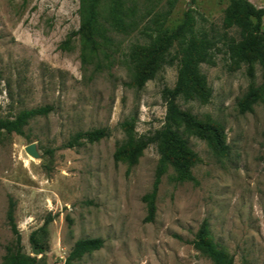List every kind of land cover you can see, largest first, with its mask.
I'll return each instance as SVG.
<instances>
[{"label":"rangeland","instance_id":"obj_1","mask_svg":"<svg viewBox=\"0 0 264 264\" xmlns=\"http://www.w3.org/2000/svg\"><path fill=\"white\" fill-rule=\"evenodd\" d=\"M249 1L264 7V0ZM228 4L125 0L136 26L110 31L112 44L92 51L78 34L80 0H0V119L52 107L29 119L21 134L0 132V264L16 246L7 218L11 203L23 253L34 264H212L194 245L204 221L233 264H264V102L246 112L239 107L247 92L263 84L260 66L251 78L223 44L209 52L200 67L206 97L177 103L201 123L221 126L227 155L183 129L195 154V182H179L169 165L151 221L144 197L156 180L157 145L150 143L134 165L114 160L126 140L125 122L137 138H152L163 127L164 91L177 78V65H166L137 88L133 50L158 31L174 32L189 9L198 28L221 30ZM100 128L108 137L66 147L76 133ZM31 144L38 158L26 152ZM88 238H101L102 248L68 262L74 244Z\"/></svg>","mask_w":264,"mask_h":264},{"label":"trees","instance_id":"obj_2","mask_svg":"<svg viewBox=\"0 0 264 264\" xmlns=\"http://www.w3.org/2000/svg\"><path fill=\"white\" fill-rule=\"evenodd\" d=\"M228 1L229 4L222 16L221 30L208 31L198 28L194 9H189L185 13L184 21L174 32L158 31L156 37L149 36V42L134 49L130 56L133 85L137 88H142L147 81L155 78L164 66L177 65L175 86L171 90L164 91L167 115L163 127L152 138H137L132 125L125 122L122 127L126 132V140L114 154L115 161L134 165L150 143L157 145L160 159L156 180L153 191L144 197L149 212L146 221H151L154 217L160 178L169 165L173 166L179 182H195L191 171L195 154L183 135V129L205 141L218 155L222 157L227 155L228 147L221 126L217 123H201L191 113L183 111L177 103L179 98L194 101L206 97L207 82L200 67L208 59L209 52L220 43L223 44L237 67L246 66L249 77L254 78V66H260L264 81V27L262 26L264 8H257L249 0ZM105 4L108 5V10L105 15H101ZM80 14L81 26L78 34L83 44L92 51H98L106 44H112L111 35L108 34L110 31L126 32L127 28L136 26L135 18L131 17L133 11L125 6V0H80ZM129 17L130 23H127ZM230 31H235L237 37L231 36ZM259 101L264 102V82L247 92L239 101V107L242 112H246ZM51 110L52 107L44 106L22 111L13 120L0 119V132L21 134L23 126L29 119L48 115ZM108 135V131L104 128L78 132L66 147L73 148L82 142L95 143ZM7 218L15 236L16 246L14 250L8 252L5 264H34V259L23 253L22 238L15 222L13 203L10 204ZM31 242L39 247L34 235L31 236ZM194 245L211 260L212 264H233L232 258L219 249L211 239L207 221L202 223ZM102 246L101 238L79 240L74 244L67 261L79 260L86 253L99 250ZM39 250L42 252L40 247Z\"/></svg>","mask_w":264,"mask_h":264},{"label":"water","instance_id":"obj_3","mask_svg":"<svg viewBox=\"0 0 264 264\" xmlns=\"http://www.w3.org/2000/svg\"><path fill=\"white\" fill-rule=\"evenodd\" d=\"M26 152L34 158L39 157V153L37 152L35 144H31V145L27 146ZM32 251H33V254H35V255H38L40 253L39 250L36 249L35 247H32Z\"/></svg>","mask_w":264,"mask_h":264},{"label":"crops","instance_id":"obj_4","mask_svg":"<svg viewBox=\"0 0 264 264\" xmlns=\"http://www.w3.org/2000/svg\"><path fill=\"white\" fill-rule=\"evenodd\" d=\"M257 8H264V7H257Z\"/></svg>","mask_w":264,"mask_h":264}]
</instances>
